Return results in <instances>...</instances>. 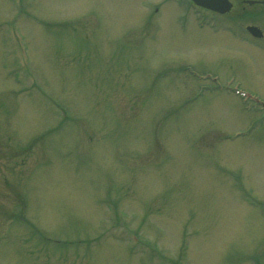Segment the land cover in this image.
Listing matches in <instances>:
<instances>
[{
  "label": "rangeland",
  "instance_id": "rangeland-1",
  "mask_svg": "<svg viewBox=\"0 0 264 264\" xmlns=\"http://www.w3.org/2000/svg\"><path fill=\"white\" fill-rule=\"evenodd\" d=\"M173 3L0 0V142L16 153L1 147L0 173L11 176L0 177V264L150 263L148 252L141 261L93 237L108 228L104 202L127 210L163 256L186 241L188 264H264V118L233 96L191 101L199 81L188 74L232 78L264 98V48L244 45L238 30L181 21ZM250 22L264 30L263 16ZM9 49L32 86L14 85ZM241 129L247 136L228 142ZM32 141L52 148L41 156L50 167L28 164L21 149ZM220 169L261 202L240 201Z\"/></svg>",
  "mask_w": 264,
  "mask_h": 264
}]
</instances>
